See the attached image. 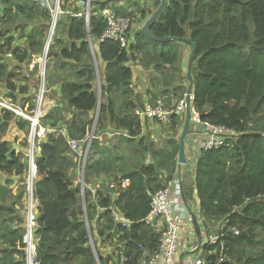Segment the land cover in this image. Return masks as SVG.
Returning <instances> with one entry per match:
<instances>
[{"label":"trees","instance_id":"obj_1","mask_svg":"<svg viewBox=\"0 0 264 264\" xmlns=\"http://www.w3.org/2000/svg\"><path fill=\"white\" fill-rule=\"evenodd\" d=\"M73 1L77 2L62 0L63 9H69ZM123 1H93L92 8L112 9L120 17L131 18L134 26L135 19L152 18L158 11L153 8L162 4V0L134 1L123 8L119 5ZM166 1L149 28L150 35L196 44L191 61L195 106L204 120L238 133L222 149L202 152L193 188L185 189L186 199L197 198L208 227L227 222L222 230L226 247L222 264H264V0ZM51 21L50 10L40 0H0V98H10L17 107L35 106L38 66L33 71L29 66L33 55L44 50ZM107 28L105 19L94 18L87 27L84 19L67 16L57 27L48 82L59 85L61 102L43 124L64 125L68 136L49 134L37 160L41 264H119L101 253L97 239L99 262L90 246L85 214L87 210L94 234L99 207L108 209L94 223L99 239L119 240L132 257L128 264L138 263L142 255L138 245L159 247L161 233L140 222L150 212L152 195L178 171L177 135L185 120L173 117L168 149L157 148L153 137H146L144 123L136 115L144 103L133 89V64L155 72L150 83L158 87L154 91L158 94H153V101L174 107L187 92L186 85L176 79L188 81L181 67L183 49L188 47L192 53V48L175 40L158 45L147 37L145 27L135 33L131 29L128 46L123 48L116 41H101ZM98 110L85 182L89 185L105 176L114 182L129 180L130 185L118 190L114 199V191L102 187L97 205L87 192L85 209L77 183L82 160L72 151L69 139L86 145ZM14 120L22 130L29 126L0 107V174L5 175V182H0V264H26L22 207L27 145L14 149L12 143L2 141ZM107 134L118 135L116 144L104 145ZM15 177L23 180L16 183L17 193ZM114 211L123 213L132 227L116 224Z\"/></svg>","mask_w":264,"mask_h":264},{"label":"built area","instance_id":"obj_2","mask_svg":"<svg viewBox=\"0 0 264 264\" xmlns=\"http://www.w3.org/2000/svg\"><path fill=\"white\" fill-rule=\"evenodd\" d=\"M42 5L50 10L52 21L49 27V34L46 39L45 47L39 56L33 55L30 69L33 71L38 66V89L34 93V108H20L13 105L10 101L0 103L1 108H5L13 112L17 119H21L29 124L28 135L26 138V156L28 159V169L24 175V203L23 216L24 236L23 250L26 264H41L39 257V236L37 234L39 227V201L36 197L35 184L38 181V165L37 160L42 153V144L49 134L60 135L67 134V128L62 126L58 128L48 127L43 124V120L48 115V93L49 90V63L51 61L52 47L55 43L57 35V27L61 19L67 17L81 18L85 20L86 26L90 27L94 18L105 19L108 22V28L101 41L112 40L119 42L123 48L129 43V32L133 27V20L129 17H120L112 9H104L99 13L92 15L91 0H85L83 8H80V0L63 9L62 0H40ZM79 8V10H78ZM92 43V42H91ZM9 58L12 55H8ZM6 98L1 97L0 102ZM188 99L191 106L190 117V134L186 140V163L184 167H178V171L174 178L170 180L163 188L157 190L151 197V209L147 217L142 219L141 224L145 227L154 229L157 233H161L159 238V247L152 250L144 244L138 245L142 255L137 264H222L225 262L226 247L222 241L224 235L222 230L227 226V222L223 221L219 225L207 226L200 215V211H195L197 227L193 216L188 212L185 201L184 177L185 173L194 174L196 164L203 151L220 150L225 147L228 142L238 136V133L223 125H216L204 120L200 112L195 106L194 92L190 95L188 92L174 107H167L162 100L154 103H144L142 107L136 110V115L143 123L157 122L164 127H171L173 117L178 115L184 120ZM144 125V124H143ZM90 137L86 145L82 146L78 140L69 139V145L82 160L79 170V179L82 187V199H86V193L92 195L94 203L98 204L99 190L106 187L114 191L112 198H116V192L125 189L130 185L129 180L120 182L109 181L107 177L100 176L96 178L92 184L87 185L85 182L86 166L88 163L92 139ZM201 151L198 152L197 148ZM195 175V174H194ZM191 209L197 206L195 199L187 200ZM86 209V203L84 202ZM106 208H98L97 215L93 221H98L102 213L106 212ZM86 226L90 231V246L96 254L99 262L95 238L100 241L101 252L105 257H111L119 261V264H128L132 257H128L125 253V247L119 240L105 241L99 239L98 234L92 232L90 221L87 217L86 210ZM115 223L121 225L125 229H130L133 222L119 212H113ZM198 229V230H197ZM236 236L240 235L237 229H233ZM187 250L188 254L185 261L181 260L182 251ZM106 252V254H104ZM215 257L216 261H213ZM100 264V263H98Z\"/></svg>","mask_w":264,"mask_h":264},{"label":"crops","instance_id":"obj_3","mask_svg":"<svg viewBox=\"0 0 264 264\" xmlns=\"http://www.w3.org/2000/svg\"><path fill=\"white\" fill-rule=\"evenodd\" d=\"M77 1H79V0H77ZM134 1H136V0H124L123 2H120V6L123 7V8H125V7L128 8V6ZM143 1L147 2L148 0H140L139 2H143ZM189 55H191L190 48L184 47L183 55H182V65H181V67H182V70H183V72L185 74H186V70H185V68L183 66V60L187 61ZM7 57H8V55H7ZM12 57H13V55H12ZM133 67H134L133 89H134L135 93L141 96V99H142L143 103H147V102L153 103L154 102L153 101V94H158V93H154V91L157 92L158 87L154 88L151 85V83H150L151 78H152V74L155 75V72L149 71V70H145L144 68H142V67H140L139 65H136V64H133ZM29 71H31L30 66H29ZM157 77L160 79L159 76H157ZM23 85H24V83L21 84L20 86H23ZM52 91H53V97L49 98L48 102H47L49 112L52 111L57 106H59V104L61 102V92H60L59 85L53 84ZM186 91L188 92V88H187ZM4 98H6V97H4ZM6 100L7 101H11L10 98H6ZM166 100H168V98ZM67 117L71 118L72 116L69 113L67 115ZM62 126H64V125H62ZM27 135H28V130L27 129L26 130L20 129L18 121L14 120L10 124L8 134L4 137V139L2 141L10 142L13 145L17 144L18 148L21 149L23 147V145L26 144ZM114 135L115 134H112V135L111 134H107L106 137H108L109 140L104 141V145L105 146L108 147V145H111V146L114 145V143L116 142V137H118V135L117 136H114ZM187 173L189 175L188 176L189 185H188V181H186L187 182V186L189 188H193L192 185H193L194 174L189 173V172H187ZM3 177H5V175L4 174H0V182L1 183L5 182V178L3 179ZM21 180H22L21 178L15 177L14 178V185H16V183H19ZM186 182H185V177H184V187H185V189H186ZM17 191H18V186L16 185V186H14V192L17 193ZM193 199H195L197 201V211H200L199 202H198L197 198H193ZM187 254H188V251L187 250H183L182 251V255L180 256L181 260L185 261V259L187 257Z\"/></svg>","mask_w":264,"mask_h":264},{"label":"rangeland","instance_id":"obj_4","mask_svg":"<svg viewBox=\"0 0 264 264\" xmlns=\"http://www.w3.org/2000/svg\"><path fill=\"white\" fill-rule=\"evenodd\" d=\"M93 1H100V2H102L103 1V3H105V2H107V0H91V5L93 4ZM136 1H140V0H136ZM152 1V0H151ZM154 2V0L152 1V3ZM74 3H75V1H73V5H74ZM109 3V2H108ZM119 5H120V3H119ZM146 8H149V6L148 7H146ZM95 9V10H94ZM98 9V10H97ZM157 10H159L158 8H156V10L153 8V11H157ZM97 11V12H96ZM99 12H101V10H100V8H95L94 6H93V8H92V15H94L95 13H99ZM150 19H151V17L150 16H148L145 20H142L141 18H137V19H135L134 20V26H133V30H132V32H138V31H140V30H142V29H144V27H145V25L150 21ZM94 48H96V46L94 47ZM189 60H190V55H189V57H188V59H187V61H185V60H183V66H184V68H185V70H186V75H187V73H188V70H189ZM97 64V63H96ZM187 77V76H186ZM177 79V82L180 84V85H183V84H185L186 85V87L187 88H189V83H188V81H186L185 79L184 80H180V78L179 77H177L176 78ZM38 83H39V81L37 80V86H36V88H35V90H34V93L37 91V89H38ZM49 90H50V92L48 93V96H47V98L49 99V98H52L53 97V91H52V89H53V84H49ZM187 93V92H186ZM5 101H7V100H2L0 103H4ZM9 102V101H8ZM48 102V101H47ZM2 107V106H1ZM184 120H185V118H184ZM97 125V124H96ZM178 131H179V129H178ZM143 133H146L145 135H147L146 137H153V139H152V141H154L155 143H156V145H157V148H160V149H168V141H169V137L171 136H173V131H172V129L171 128H167V127H164V126H162V125H159L157 122H147V123H144V127H143ZM181 133H182V128H180V131L178 132V135H177V139H178V141L180 140V137H181ZM8 134V133H7ZM6 134V135H7ZM5 135V136H6ZM4 136V137H5ZM4 137H3V139H4ZM116 144V143H115ZM197 151L198 152H200L201 151V148L200 147H198L197 148ZM132 154V153H131ZM131 154L128 156V158H130V156H131ZM188 173H185V182L186 181H188V185H189V178H188ZM21 181H23V180H21ZM163 183H164V181H163ZM186 188L187 189H189L188 188V186H187V182H186ZM188 195H190V197H191V194H190V190H188ZM84 202H85V199H82V204H83V207H84ZM192 211H193V213L195 212V211H197V206L194 208V209H192ZM98 233V231H97V227H96V232H95V234L94 235H96ZM94 239H97V237L95 238V236H94ZM95 241H97V240H95ZM99 242V241H98ZM96 243V242H95ZM100 248H101V246H100ZM101 250V249H100ZM102 253V252H101ZM104 254H106V252H104Z\"/></svg>","mask_w":264,"mask_h":264},{"label":"water","instance_id":"obj_5","mask_svg":"<svg viewBox=\"0 0 264 264\" xmlns=\"http://www.w3.org/2000/svg\"><path fill=\"white\" fill-rule=\"evenodd\" d=\"M80 1L81 2H80L79 7L83 8V4H84L85 0H80ZM114 1L117 2V1H122V0H114ZM166 4H167V1L166 0H162V4H161V7L159 8V10L150 19V21L146 24L145 33H146L147 37L151 41H153L154 43H156L158 45H164V44H167L170 41L175 40V41H178V42L188 43L191 46L192 53H191V57H190L189 70H188V73H187V78H188V81H189L188 94L190 95L193 92V86H194V81H193L192 74H191V61H192V57L194 56V54L196 52V44L193 43L190 40H183V39H172V38L157 39V38H154L153 36H151L150 33H149V28L156 21V19L160 16V14L163 12ZM99 95H100V98H101V93ZM190 109H191L190 100L188 99V107H187V111H186V115H185V123H184V125L182 127V133H181V137H180V140H179L180 143H179L178 167H184L185 163H186V140H187V137L190 134V126H191V123H190L191 110ZM99 112H100V110H98V112H97L96 121H95L94 129H93L91 137H94V132H95V129H96V124H97V119H98V116H99ZM13 148L14 149H19L17 144H14ZM185 204H186L188 212L191 214V216H193V218L195 220V225L197 227V223H196V219H195L194 213H193V211H192V209H191V207H190V205H189L187 200L185 201Z\"/></svg>","mask_w":264,"mask_h":264}]
</instances>
